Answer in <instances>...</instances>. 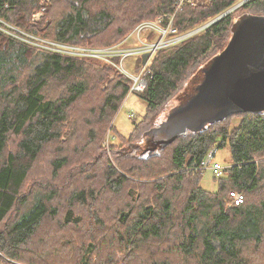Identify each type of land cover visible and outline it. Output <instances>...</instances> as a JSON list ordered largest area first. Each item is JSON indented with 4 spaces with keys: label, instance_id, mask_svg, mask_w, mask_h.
Masks as SVG:
<instances>
[{
    "label": "trees",
    "instance_id": "trees-1",
    "mask_svg": "<svg viewBox=\"0 0 264 264\" xmlns=\"http://www.w3.org/2000/svg\"><path fill=\"white\" fill-rule=\"evenodd\" d=\"M176 1L0 0V17L55 41L108 46ZM238 1L186 5L174 24L194 29ZM247 16L264 18V0L160 51L138 93L145 113L109 148L104 136L131 80L109 63L39 52L0 33V263L264 264V111L155 147L165 106ZM213 146L230 150L215 192L197 169ZM231 191L244 194L242 204L230 206Z\"/></svg>",
    "mask_w": 264,
    "mask_h": 264
},
{
    "label": "water",
    "instance_id": "water-1",
    "mask_svg": "<svg viewBox=\"0 0 264 264\" xmlns=\"http://www.w3.org/2000/svg\"><path fill=\"white\" fill-rule=\"evenodd\" d=\"M214 57L196 93L154 129L155 147L240 112L264 111V18L247 16ZM147 56H143L145 62Z\"/></svg>",
    "mask_w": 264,
    "mask_h": 264
},
{
    "label": "built area",
    "instance_id": "built-area-1",
    "mask_svg": "<svg viewBox=\"0 0 264 264\" xmlns=\"http://www.w3.org/2000/svg\"><path fill=\"white\" fill-rule=\"evenodd\" d=\"M201 1L208 0H177L172 12L160 13L153 19H147L138 22L125 38L115 44L105 47L80 45L74 46V44L43 38L22 30L1 17L0 33L6 35L7 37L18 40L19 42L27 44L39 52L45 51L73 59H94L100 60L104 63H109L114 66L118 72L125 75L132 81L129 92L138 94L143 92L148 84V76L152 70L148 68V66L147 68L145 66L146 63H148V61L156 53V51L163 50L170 47L174 42H180L189 36L191 37L197 30L200 29L198 28L195 30L194 28L185 32H179L178 28L174 24V19L177 12L183 10L186 5L196 6ZM245 2H247V0L242 1V3ZM215 20L217 19L212 20V22ZM212 22L208 23L207 26ZM133 37H135L138 43L140 42L142 44L138 55H136L139 56L138 64L142 63V65L140 68H137L138 71L136 73L130 72L126 69L123 63L125 56H123L121 51V49L129 47ZM153 41H156V43H153ZM144 55L147 56L145 63L142 59ZM115 58H120V60L116 62ZM218 151V147H211L197 169L201 170L202 172L204 169H210L218 177L224 176L225 169L228 167L216 161ZM244 199L245 197L242 192H230V206L240 205Z\"/></svg>",
    "mask_w": 264,
    "mask_h": 264
},
{
    "label": "rangeland",
    "instance_id": "rangeland-1",
    "mask_svg": "<svg viewBox=\"0 0 264 264\" xmlns=\"http://www.w3.org/2000/svg\"><path fill=\"white\" fill-rule=\"evenodd\" d=\"M242 1L243 0H239L234 5H232L226 12L222 13L221 15L216 17L215 19H219L220 17H223L225 14L230 13L233 10L239 8L240 6H242L244 4V3H242ZM247 1H250V0H247ZM42 13H43L42 11L35 13L33 16L34 19H39L40 16L42 15ZM148 20H150V19H148ZM210 22H212V20L201 25V26H199V27H196L195 30H197L198 28H200V29L197 30L193 35L200 33L204 28L207 27V24ZM238 23L239 22H238V18H237L235 20V23H234L232 29H231V31H232L231 38L234 35V32L238 26ZM38 36H40V35H38ZM40 37H42V36H40ZM43 38H46V37H43ZM188 38H186V39H188ZM186 39H184V40H186ZM184 40H182L180 42L179 41L174 42L170 47L165 48V49H170L172 47H175V46L179 45L180 43H182ZM153 43H156V41H153ZM141 45L142 44L140 42L138 43L137 40L135 39V37H133L132 42H130L129 47L121 49L123 56H125L124 60H123L124 66L130 72L136 73L138 71L137 68H140V66L142 65V63L138 64L139 56H136V55H138V53L141 49ZM97 47H105V46H97ZM163 50H160V51H163ZM160 51H156V53L152 56V58L148 61V63H146V66H145L146 68L148 66V68L151 69L152 64H153V60L160 53ZM74 59H76V58H74ZM115 59L117 61L120 60V58H115ZM213 59L214 58H211L207 62H205L201 66V68L197 71V73L187 82L185 87L177 94V96L175 98H173L165 106L161 121L166 119L170 115V113H172V111H174L175 109H178L179 107L184 105L196 93L197 87L201 84V82L204 78V74H205L206 70L208 69V67L210 66ZM91 60H94V59H91ZM149 62H150V64H149ZM131 83H132V81H131ZM146 105H147L146 101L144 99H142L138 94L133 93V92L128 93L124 102L120 106L117 114L115 115L114 119L112 120L109 129L105 133L103 142L107 146V148H109V146L112 142V139L114 141H118V137H117L118 134H121L125 137H127L129 135V132H131V130L133 128L132 116L136 117L137 119H141L143 114L145 113ZM239 121H240V119H235L233 124H232V127L236 126L239 123ZM115 131H116V133H115ZM216 161L222 165L227 166L228 168L230 167V150L228 147L219 149L217 156H216ZM218 179H219V177L217 175H215L212 170L204 169L202 179H201V186L208 191L215 192V191H217L218 186H219ZM0 264H2V263H0Z\"/></svg>",
    "mask_w": 264,
    "mask_h": 264
}]
</instances>
